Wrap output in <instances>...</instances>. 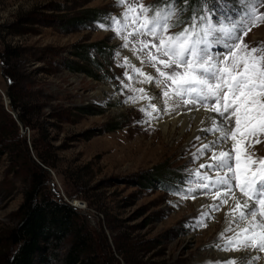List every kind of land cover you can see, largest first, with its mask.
<instances>
[{
  "label": "rangeland",
  "instance_id": "1",
  "mask_svg": "<svg viewBox=\"0 0 264 264\" xmlns=\"http://www.w3.org/2000/svg\"><path fill=\"white\" fill-rule=\"evenodd\" d=\"M155 1L128 0L146 6ZM215 2L205 8L214 21L217 16L223 18L222 14L235 15L238 0ZM184 3L176 1L171 33L190 23ZM123 10L117 0H3L1 21L20 16L32 22L20 26L27 33L9 38L25 50L17 78L23 79L31 95L29 106L36 117H29L34 126L25 125L9 112H16L18 118L19 111L9 104V83L0 60V147L4 151L0 161V264L12 248L8 231L20 220L19 207L31 175L41 173L37 164L48 171L43 176L51 191H59L72 204L81 202L76 207L87 220L96 253L106 264H201L198 258L203 250H217L213 245L224 230L225 219L196 202L193 173L206 157L197 160L194 154L204 140L192 138L191 127L184 138L177 132L167 137L157 125L156 112L150 119L140 111L147 108V101L126 102L137 92L124 88L121 81L132 88L147 83L140 82L143 77L134 75L131 66L121 67L125 52L137 67H141L140 60L131 44L127 49L121 47L122 39L99 27ZM258 10L264 13V4ZM243 40L249 48H264V21ZM142 67L144 72H155L147 60ZM119 121L123 123L120 128L108 131ZM260 140L250 147L244 145L255 157H264V136ZM163 162L187 177L186 194L159 178L156 167ZM201 213H208L206 226L200 222Z\"/></svg>",
  "mask_w": 264,
  "mask_h": 264
},
{
  "label": "snow or ice",
  "instance_id": "2",
  "mask_svg": "<svg viewBox=\"0 0 264 264\" xmlns=\"http://www.w3.org/2000/svg\"><path fill=\"white\" fill-rule=\"evenodd\" d=\"M117 4L124 10L99 27L122 39L121 47L131 44L140 60L141 67H137L126 57L121 67L131 66L134 75L143 77L141 83L159 90L149 95L144 88L121 81L124 88L139 93L126 102L147 100V108L140 111L150 119L153 112L189 105L216 114L204 129L215 139L197 149L194 157L206 159L193 175L196 188L218 202L208 206L210 211L229 206L227 226L213 247L246 255L229 256L215 264H258L259 254H264V157H255L244 145L258 144L264 136V48H249L243 37L264 21V13L258 10L264 0H238L235 15L222 14L215 21L211 13L193 15L178 33L170 32L177 16L176 0L156 7L128 0H117ZM145 60L154 74L144 72ZM124 75L133 79L127 72ZM153 100L169 107L160 108ZM201 217L206 226L208 213Z\"/></svg>",
  "mask_w": 264,
  "mask_h": 264
},
{
  "label": "trees",
  "instance_id": "3",
  "mask_svg": "<svg viewBox=\"0 0 264 264\" xmlns=\"http://www.w3.org/2000/svg\"><path fill=\"white\" fill-rule=\"evenodd\" d=\"M164 1L167 0H157L150 5L164 3ZM180 1H186L184 7L188 9L189 20L193 15H204L206 6L211 2L216 3L215 0ZM2 4L3 0H0V8ZM99 15H96L98 20ZM28 23L32 24L20 16L14 21H1L0 18V47L3 48L0 52V60L5 68L3 74L9 83L6 93L10 99V107L19 111L20 122L34 126L29 119V117H36L29 106L32 103L31 95L27 93L26 85L22 83L23 79L17 78L18 70L22 66L21 57L25 50L9 38L12 35L27 33L28 31L20 26ZM180 25L181 23L175 26ZM2 110L10 116L3 107ZM89 112L93 111L90 109ZM122 124L119 121L118 125L107 129L108 131L117 130ZM3 155L4 151L0 147V161ZM39 156L42 162L46 163V160ZM37 167L41 173L34 172L31 175L29 186L24 192V199L19 207L20 220L8 231L7 241L12 248L6 255L4 264H106L95 251L87 220L80 215L75 205L59 194V191L49 189L45 175L43 176V174L48 176V171L39 164ZM156 168L157 175L163 182L177 189L178 192L181 190L187 193L186 176L174 173L166 167L165 162L157 165Z\"/></svg>",
  "mask_w": 264,
  "mask_h": 264
},
{
  "label": "bare ground",
  "instance_id": "4",
  "mask_svg": "<svg viewBox=\"0 0 264 264\" xmlns=\"http://www.w3.org/2000/svg\"><path fill=\"white\" fill-rule=\"evenodd\" d=\"M125 56L129 60H131L133 64H137V62L133 60L130 53L125 52ZM146 73H151V72L146 71ZM139 88H144L149 93V95H152L153 93L159 91L152 84H145L144 86H140ZM136 95H139V93H137ZM142 101H147V100H140L138 102H142ZM152 103H157V101L153 100ZM127 104H134V103L127 102ZM157 106L163 109H167L166 107H163L160 102L157 103ZM189 108H191V111H189ZM166 111L167 110L156 112V116H158L157 120H159L157 123L158 127H160L162 132L166 134L167 137L174 136L173 134L177 132L180 134V137L184 138L187 133L186 129L191 127L192 138L201 137V139H203L205 143L215 139L212 133L204 131V129H206L209 126V119L211 117L216 116L212 112L206 111L204 108H200L199 110H196L194 107H183V106L176 109L175 111H172L175 112L174 113L175 115L173 116L168 115L171 111H167V112ZM202 192L203 191L200 189L197 190L196 196H198V198H196L197 199L196 202L197 204H199V206H202L204 210H206L209 205L218 203L217 201H214L210 196L205 195ZM237 195H239L238 191H237ZM228 210H229V206L224 205L221 207L219 211H213V212H215L216 216L218 215L219 217H224L226 222L228 219V217H226V213L228 212ZM226 226L227 225L225 223L224 228ZM243 255H246V253L244 252L228 253L219 250L212 252L210 250L205 249L200 253L198 260L201 264H215L216 261H221L223 259L228 258L229 256L239 257ZM259 255H261L262 258L260 259L258 264H264V254H259Z\"/></svg>",
  "mask_w": 264,
  "mask_h": 264
},
{
  "label": "water",
  "instance_id": "5",
  "mask_svg": "<svg viewBox=\"0 0 264 264\" xmlns=\"http://www.w3.org/2000/svg\"><path fill=\"white\" fill-rule=\"evenodd\" d=\"M4 94V93H3ZM5 96V95H4ZM11 114H13L14 115V117H15V119L19 122V120H18V118H17V114H16V112H14V111H9Z\"/></svg>",
  "mask_w": 264,
  "mask_h": 264
},
{
  "label": "built area",
  "instance_id": "6",
  "mask_svg": "<svg viewBox=\"0 0 264 264\" xmlns=\"http://www.w3.org/2000/svg\"><path fill=\"white\" fill-rule=\"evenodd\" d=\"M73 205H75V206H77V207H80L82 204H81V202L79 201V204L74 203Z\"/></svg>",
  "mask_w": 264,
  "mask_h": 264
}]
</instances>
